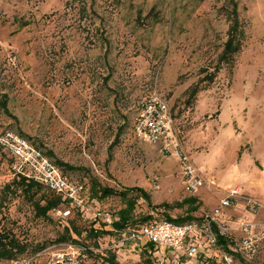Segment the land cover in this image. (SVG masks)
Masks as SVG:
<instances>
[{
  "label": "rangeland",
  "instance_id": "1",
  "mask_svg": "<svg viewBox=\"0 0 264 264\" xmlns=\"http://www.w3.org/2000/svg\"><path fill=\"white\" fill-rule=\"evenodd\" d=\"M154 94L168 102L181 148L201 169L204 183L193 194L184 189L177 157L134 136L138 105ZM5 130L31 141L82 185L88 203L98 186L145 192L149 203L137 199L136 219H204L237 191L219 217L224 234L240 241L238 223L246 219L263 239L252 256L238 253L232 264H264V0H0ZM15 164L0 149V193L16 176ZM12 189L0 229L25 249L17 259L70 242L61 236L74 211L68 220L35 218L29 197ZM189 197L199 203L195 212L187 213L194 205L178 206ZM247 199L259 208L248 210ZM95 206L114 216L122 200L112 195ZM89 217H75L80 234L72 242L97 248L87 264H112L113 255L117 264L178 263L170 254L134 249L116 233L95 241L83 229L94 223ZM197 243L208 248L203 238ZM179 264L195 259L185 255Z\"/></svg>",
  "mask_w": 264,
  "mask_h": 264
},
{
  "label": "built area",
  "instance_id": "2",
  "mask_svg": "<svg viewBox=\"0 0 264 264\" xmlns=\"http://www.w3.org/2000/svg\"><path fill=\"white\" fill-rule=\"evenodd\" d=\"M133 133L136 139L143 143L159 145L167 156L177 157L181 169L184 189L193 194L203 186L199 169H196L185 155L178 141L174 128V119L168 102L154 94L144 99L137 108L133 121ZM0 149L6 152L16 164L12 167L14 173L45 187L53 195L68 203V207H56L51 211V218L67 219L73 211L90 214V221L103 223L107 228L120 235L121 242L130 244L145 238L148 242L166 250L194 256L197 252L196 239L203 238L211 248H217V235L224 236L232 253L252 256L263 234L253 232L252 223L244 219L238 223L242 232L240 241L224 234L220 215L224 209L231 206L237 197V191H231L213 210L210 217L198 221L175 224L168 220H159L145 225L141 230L113 229L114 216L98 208L95 203H88L83 197L84 187L71 183L61 169L49 159L45 153L23 136L5 130L0 133ZM246 207L256 211L259 204L246 200ZM97 249L72 242H64L58 246L44 249L36 254L21 259H13L8 264H87L89 251ZM226 264L233 263V255L222 251Z\"/></svg>",
  "mask_w": 264,
  "mask_h": 264
},
{
  "label": "trees",
  "instance_id": "3",
  "mask_svg": "<svg viewBox=\"0 0 264 264\" xmlns=\"http://www.w3.org/2000/svg\"><path fill=\"white\" fill-rule=\"evenodd\" d=\"M232 35V34H231ZM230 37L232 38V36ZM197 90V87H193L190 89L189 96L192 97L195 95ZM5 99L3 101V106H5ZM66 169H70L69 167H66ZM13 186L15 188L20 189L21 193H24L25 196L29 197V201L32 202L34 205V216L35 218H42L44 220H50L51 211L56 207H68V203L65 200H62L60 197L53 195L49 190H47L42 185L35 183L33 181H28L25 178L16 175L11 183L8 185H5L0 193V213L1 209L4 206V202L7 201V197H9L12 194H15L16 189H12ZM98 186V185H97ZM127 192H137V196L131 197L128 196L127 192H117L114 191L111 188L106 187H99L96 189L95 187L91 189V195L88 198L89 203L92 201H102L112 195L118 196L122 200V207L115 213L114 216L117 217V220L113 222V229L117 231L122 230H134L139 231L147 224H150L155 221L159 220H168L175 224H183L187 222L192 221H198L199 219H194L190 214H186L184 217L179 218H171L168 215L162 217V218H153L151 215L141 217L140 219H136L134 216V211L136 208V202L137 199L141 198L145 202L149 203V196L143 192L142 190L138 188H129L126 190ZM34 196H38L37 201L33 200ZM185 204L194 205L192 210L188 211L187 213L195 212L198 209L197 200L193 197H189L187 199H184L183 201L178 203L179 207L184 206ZM165 208H169V205L163 204L161 205ZM74 216L77 218H81L82 214L80 212L75 211ZM73 218L71 220H68L64 222L63 230L65 234H67V237L61 236V239L67 240L70 242H77L78 235L80 234L79 227L75 224L76 218ZM96 224H98L96 226ZM88 232V237L96 240H99L102 236L106 234L113 233L112 230L107 228L103 223L100 222H94L92 226H90L88 229L83 228ZM217 248H211L208 246L204 248L203 251H200L197 247V252L194 256H192L195 259V264H220L221 262L217 260V255L211 254L208 252V250H216L218 253L222 255V251L232 254L233 256L237 255V253H232L229 249V243L226 240L224 236L217 235ZM140 240L137 242L139 243ZM196 246L197 239H196ZM134 249L137 248H143L145 251L154 252L159 251L161 248H158L157 246L153 245L152 243H144L139 244V246L133 247ZM24 248L21 247V245L18 244L16 239L13 238V236L5 230L0 229V260L7 259V260H13L17 259L19 255L24 253ZM211 250V251H212ZM166 251V249H165ZM169 251V250H167ZM185 255L180 254L177 256V259L179 262H182V258H184ZM110 262L112 264H117L116 257L113 255L110 257ZM146 261V260H145ZM146 264V262H144Z\"/></svg>",
  "mask_w": 264,
  "mask_h": 264
},
{
  "label": "crops",
  "instance_id": "4",
  "mask_svg": "<svg viewBox=\"0 0 264 264\" xmlns=\"http://www.w3.org/2000/svg\"><path fill=\"white\" fill-rule=\"evenodd\" d=\"M92 202H94V201H92ZM96 203V202H95ZM97 205V204H96ZM88 213H85L84 214V216L86 215L87 217H89V215H87ZM72 216V215H71ZM71 216L69 217V219L71 218ZM72 217H75L74 215L72 216ZM83 217V216H82ZM114 220L116 221L117 220V217L116 216H114ZM98 224H96V226H97ZM143 228V227H142ZM109 235L110 234H106V235H104V236H107V237H109ZM104 236H102V237H104ZM146 240L145 238H142V239H140V242L139 243H133L132 244V247H135V246H139V244H144V242H142V240ZM145 243H148V241L146 240V242ZM97 249V248H96ZM161 253H163V254H170V256H172V257H174V259L176 260V258H177V256H179L181 253H175V252H172V251H165V249L164 248H161L160 250H159ZM159 251H157V252H159ZM171 252V253H170ZM96 252H94V254H95ZM183 255V254H182Z\"/></svg>",
  "mask_w": 264,
  "mask_h": 264
}]
</instances>
